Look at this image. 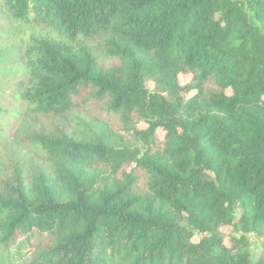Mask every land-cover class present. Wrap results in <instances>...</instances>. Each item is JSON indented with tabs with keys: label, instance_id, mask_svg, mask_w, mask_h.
Segmentation results:
<instances>
[{
	"label": "trees",
	"instance_id": "trees-1",
	"mask_svg": "<svg viewBox=\"0 0 264 264\" xmlns=\"http://www.w3.org/2000/svg\"><path fill=\"white\" fill-rule=\"evenodd\" d=\"M0 5L45 31L14 98L51 120L0 179V264H264V0Z\"/></svg>",
	"mask_w": 264,
	"mask_h": 264
},
{
	"label": "rangeland",
	"instance_id": "rangeland-1",
	"mask_svg": "<svg viewBox=\"0 0 264 264\" xmlns=\"http://www.w3.org/2000/svg\"><path fill=\"white\" fill-rule=\"evenodd\" d=\"M45 33L40 28L19 25L0 5V179L9 176L13 169L22 168L24 171L37 173L40 160L30 145H26L23 138L33 131L46 130L51 120L44 117H36L32 114H23L24 105L14 98L17 84L26 78L23 63L18 61L17 53L21 52L23 43L31 36ZM96 44L90 42L91 46ZM101 65L109 66L111 60H107L96 52ZM187 78H182L184 83ZM85 121L90 120L85 114L77 115ZM120 135V133H118ZM122 136V135H121ZM118 144L117 141H112ZM225 243L229 245V236L233 231L227 227L224 229ZM234 235V234H233ZM236 235V234H235ZM200 235L195 236L197 241ZM249 250L253 257L261 252L264 244V232L248 235Z\"/></svg>",
	"mask_w": 264,
	"mask_h": 264
}]
</instances>
